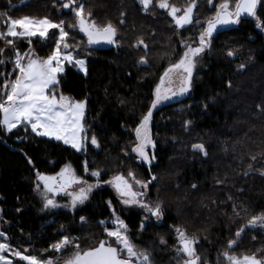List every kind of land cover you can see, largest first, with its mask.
<instances>
[{
    "label": "trees",
    "instance_id": "obj_1",
    "mask_svg": "<svg viewBox=\"0 0 264 264\" xmlns=\"http://www.w3.org/2000/svg\"><path fill=\"white\" fill-rule=\"evenodd\" d=\"M55 2L56 7L54 0H0V13L13 19L29 16L64 20L69 43L86 42L78 29H67L75 18L62 9L59 0ZM169 2L183 9L190 0ZM84 5L85 12L90 11L98 24L111 21L117 28L113 47L90 49L86 76L72 66H67L61 76L59 90L76 101H86V151L77 152L62 142L37 136L30 127L27 132L23 126L11 133L0 129V231L6 233L14 249L28 248L38 257L55 258L61 254L55 253L51 245L62 235L79 237L81 248L107 238L98 221L110 224L111 210L106 202L111 200L137 246L153 249L155 264H180L172 251L176 245L175 227L198 237V254L206 264H224L223 257L218 262L217 256L225 250L227 241L235 238L237 229L252 215L264 212V175L260 174L264 171V31L256 27L255 18H243L235 27L212 38L211 49L205 52L194 74L192 94L160 107L153 115L156 159L149 170V165L131 153L133 129L147 112L159 77L179 59L183 51L179 40H196L200 29L187 26L177 35L171 17L166 10L155 7V0L148 12L142 10L138 0H84ZM214 13L215 7L208 0H197L194 15L201 21ZM258 15L264 19V8L258 7ZM122 18L125 23L121 25ZM3 19L6 17L0 21ZM140 38L148 45L147 65L138 63L145 56L143 46H133ZM15 43L22 52L28 51L27 38ZM0 47H5L2 40ZM53 47L51 39L32 38L31 48L40 57ZM173 48L175 56L170 55ZM229 50L236 55L228 57ZM240 64L245 65L243 70H238ZM3 71L11 72L12 65L0 67ZM185 121H191L187 129ZM93 135L98 148L90 143ZM197 143L205 145L207 156L193 150L192 145ZM124 150H128V156ZM253 155L257 156L255 161L250 159ZM85 161L102 170V182L119 173L128 176L129 170L140 180L157 176L148 198L153 203L158 199L163 202L162 220L151 218L140 232L143 214L137 210L122 212L108 188L97 190L90 202L75 213L40 214L34 190L36 172L54 176L71 165L79 175L91 179L84 173ZM249 164L254 171L245 175ZM218 180L223 183L218 184ZM233 202L248 211L234 215ZM81 216L87 218V223L81 224ZM160 237L167 246L159 245ZM259 248H264V228H246L231 251L239 256ZM14 262L25 264L19 259ZM59 264H63L62 259Z\"/></svg>",
    "mask_w": 264,
    "mask_h": 264
},
{
    "label": "snow or ice",
    "instance_id": "obj_2",
    "mask_svg": "<svg viewBox=\"0 0 264 264\" xmlns=\"http://www.w3.org/2000/svg\"><path fill=\"white\" fill-rule=\"evenodd\" d=\"M59 2L62 9L69 10L75 18V23L68 24L67 29H78V32L87 38L86 42L69 43V31L66 30L64 20L57 22L48 17L29 16L13 19L7 17L6 13H0V18L6 17L3 19L6 30L0 31V40L5 44V47H0V66L12 65L11 72H0V81H2L0 83V129L11 133L18 126H23L27 132L30 127L31 132L37 136L63 141L77 152H82L86 151L88 140L84 125L86 101H76L64 95L59 90L61 76L66 66L78 68L86 76L88 74L87 56L91 55L90 49L101 43L116 44L117 28L111 21L98 24L92 18L90 11L85 12L84 0H59ZM153 2L154 0H138L144 12L149 11ZM208 3L215 7V13L201 21L194 15L197 0H190V3L183 9L171 4L169 0H155V7L166 10L167 15L171 17L177 35H179V30L185 29L186 26L198 27L200 31L196 40H191V38L179 40L183 48L179 59L170 63L159 77L150 106L133 129L135 139L131 142V153L140 162L149 165V170L156 159L154 152L156 141L150 128L153 110L165 101L190 92L193 71L198 58L202 57L206 50L211 49L213 34L221 27L239 24L245 16L255 18L256 27L264 31V19L258 15V7L264 8V0H235L234 6L230 5L229 0H222L218 5H214L213 0H208ZM53 7H56L55 0ZM121 16L123 17L124 13H121ZM124 23L122 18L120 24ZM33 37L45 41L53 40L54 47L50 53L45 57H40L31 48ZM21 38H27L28 51L22 52L17 47L15 41ZM133 46H143L145 56L141 57L138 63L147 65L148 45L143 38L138 39ZM6 49L12 51L11 57H4ZM81 52L84 55H81ZM170 55H176L175 48ZM235 55L233 50L227 52L228 57ZM244 68V64L238 66V70ZM13 75L14 78H12ZM228 86L231 87V82ZM184 123L187 129L191 121ZM90 143L99 147L95 135L91 137ZM192 148L207 156L203 143L193 144ZM124 155H129L128 150H124ZM250 159L255 161L257 156L253 155ZM29 163H32L30 159ZM83 169L88 177L95 178L94 182H89L88 179L78 175L70 165H66L55 176L37 171L34 190L40 193L43 208L64 207L75 210L78 205H83L89 200L90 194L101 185L102 170L92 168L87 161L84 162ZM251 171H254L253 165L249 164L244 174L247 175ZM260 174L264 175V171ZM157 179L155 175H151L148 180L136 179L135 174L129 170L127 178L123 174H116L110 180L103 181L115 190L122 205L134 206L145 213L139 226L140 231L145 229L146 222L150 218L155 217L157 221H160L164 215L163 202L158 199L153 203L148 198L150 186ZM217 183H223V181L218 180ZM192 187L195 188L196 185ZM61 193L69 198L68 204L60 205L56 202L55 197ZM228 199L232 200V197L229 196ZM106 204L111 210V222L109 224L103 219L98 221V224L103 227L106 239L99 240L88 248H81L79 237L62 235L58 242L51 245V249L61 255L55 258H43L42 255L38 257L32 254L28 248L14 249L8 242L9 238L6 233L0 231V240H2L0 242V264H13V261L5 255L6 253H11L12 256L26 264H59L61 259L63 264H155L153 249L149 246L138 247L130 236L128 225L117 215L112 201L109 200ZM247 211L246 207L238 206L233 202L234 215L240 216L241 212L246 213ZM80 221L81 224L87 223V218L81 216ZM61 227L63 229V226ZM256 227L264 228V212L252 215L244 226L237 229L235 238L227 241V246L222 253L218 254L217 261L219 262L223 257L225 264H264V248H259L252 254L239 256L231 251L238 246L246 228ZM174 231L177 244L173 251L180 264H206L198 254V237L189 235L182 227H175ZM158 243L161 246H167V241L163 237H160ZM66 251H69V254L64 256Z\"/></svg>",
    "mask_w": 264,
    "mask_h": 264
},
{
    "label": "rangeland",
    "instance_id": "obj_3",
    "mask_svg": "<svg viewBox=\"0 0 264 264\" xmlns=\"http://www.w3.org/2000/svg\"><path fill=\"white\" fill-rule=\"evenodd\" d=\"M222 2V0H213V4L214 5H218L219 3H221ZM229 3H230V5L231 6H234V4H235V2H233V1H231V0H229ZM2 24H3V22H1L0 21V31H1V26H2ZM52 31H56V30H52ZM33 38H36V37H33ZM207 51V50H206ZM205 51V52H206ZM205 54V53H204ZM204 54L202 55V57H200V58H198V62H197V65H196V67H195V69H194V71H193V76H192V87H191V90H190V92L188 93V94H186V95H183V96H177V97H174V98H172L171 100H169V101H165V102H163L162 104H160V105H158V107L156 108V109H154L153 110V115H154V113H155V111L157 110V109H159L160 107H162V106H164V105H168V104H172V103H176V102H178V101H182V100H185L186 98H188L191 94H192V90H193V77H194V74H195V72L201 67V65H202V63H203V57H204ZM13 55V53H12V51L11 50H7L6 49V51H5V54H4V57L5 58H8V57H11ZM8 65V64H7ZM6 65V66H7ZM0 67H5V66H0ZM67 67V66H66ZM66 69V68H65ZM77 69V71L78 72H80L79 70H78V68H76ZM80 73H83V72H80ZM84 74V73H83ZM152 118H153V116H152ZM150 128H151V134H152V120H151V123H150ZM45 138H48V139H53V140H55L54 138H49V137H45ZM57 141V140H56ZM58 142H62L63 143V141H58ZM64 144V143H63ZM64 145H66V144H64ZM67 146H69V147H71L70 145H67ZM75 150V149H74ZM71 166V165H70ZM72 167V166H71ZM73 168V167H72ZM74 169V168H73ZM75 170V169H74ZM76 171V170H75ZM76 173H77V171H76ZM78 174V173H77ZM119 174H122V173H119ZM79 175V174H78ZM116 175V174H115ZM55 176V175H54ZM81 176V175H80ZM114 176V175H113ZM112 176V177H113ZM125 176V175H124ZM81 177H83V178H85V179H88V178H86L85 176H81ZM112 177H110L108 180H110ZM126 178H127V176H125ZM136 179H138V178H136ZM89 180V182H94L95 181V178H92L91 177V179H88ZM107 181V180H106ZM76 187H78V186H76ZM102 188H108L109 190H111L112 192H113V194L115 195V197L118 199V197H117V194H116V192H115V190L111 187V185H109V184H105V183H103V182H101V185H100V187H98L97 189H95L91 194H90V198H89V200H87L83 205H78L77 206V208L75 209V210H72L71 208H64V207H60V208H56V209H44L43 208V200H42V198H41V195H40V193L39 192H37V191H35V194H36V196H37V198H38V201H39V212H40V214H42V215H48V214H51V213H53V212H56V211H69V212H71V213H75V212H77V211H79L81 208H83L85 205H87L89 202H90V200H91V198H92V196L94 195V193L97 191V190H99V189H102ZM55 199H56V202L58 203V204H60V205H65V204H68L69 203V198L66 196V195H64L63 193H61V194H59V195H57L56 197H55ZM150 200V199H149ZM151 201V200H150ZM118 202H119V199H118ZM152 202V201H151ZM118 205H119V209L122 211V212H125L126 214H128L130 211H132V210H137V211H140L142 214H143V217L145 216V213L142 211V210H140V209H138V208H136V207H134V206H125V205H122L120 202L118 203ZM122 214V213H121ZM117 215H119L120 217H121V219H123L124 220V218L120 215V214H118L117 213ZM152 219L154 220V221H157L156 220V218L155 217H152ZM151 218L146 222V223H148V222H150L151 220H152ZM162 220V219H161ZM160 220V221H161ZM125 221V220H124ZM111 222V221H110ZM159 222V221H158ZM125 223H126V221H125ZM127 224V223H126ZM129 228V227H128ZM257 228V227H256ZM140 232H142V231H140ZM175 238H176V233H175ZM0 242H2V240H0ZM176 244H177V240H176ZM175 247V246H174ZM174 249V248H173ZM173 251V250H172ZM174 252V251H173ZM175 254V253H174ZM6 256H7V258H13V260L14 259H18V258H16V257H14V256H12L11 255V253H6L5 254ZM224 264H225V262H224Z\"/></svg>",
    "mask_w": 264,
    "mask_h": 264
},
{
    "label": "water",
    "instance_id": "obj_4",
    "mask_svg": "<svg viewBox=\"0 0 264 264\" xmlns=\"http://www.w3.org/2000/svg\"><path fill=\"white\" fill-rule=\"evenodd\" d=\"M243 18H250V17H247V16H245V17H242V19ZM237 25V24H236ZM236 25H230V26H227V27H221V28H219L218 30H217V32H215L214 34H213V37L217 34V33H219V32H222V31H225V30H228V29H230V28H233V27H235ZM187 27V26H186ZM113 45L114 44H106V43H101V44H99V45H94V46H92L93 48H96V49H100V50H106V49H110L111 47H113Z\"/></svg>",
    "mask_w": 264,
    "mask_h": 264
},
{
    "label": "crops",
    "instance_id": "obj_5",
    "mask_svg": "<svg viewBox=\"0 0 264 264\" xmlns=\"http://www.w3.org/2000/svg\"><path fill=\"white\" fill-rule=\"evenodd\" d=\"M8 259L12 260V261H13V264H16L12 258H8ZM23 262H24V261H23ZM25 264H26V262H25Z\"/></svg>",
    "mask_w": 264,
    "mask_h": 264
}]
</instances>
